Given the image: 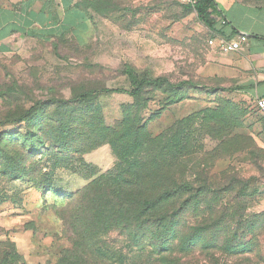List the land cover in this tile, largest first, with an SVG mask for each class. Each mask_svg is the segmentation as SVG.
<instances>
[{"label":"rangeland","instance_id":"obj_1","mask_svg":"<svg viewBox=\"0 0 264 264\" xmlns=\"http://www.w3.org/2000/svg\"><path fill=\"white\" fill-rule=\"evenodd\" d=\"M91 6L96 23L89 44L62 46L55 57L33 52L0 62V241L15 243L23 256L17 264L59 258L69 243L55 214L83 203L65 191L74 194L90 182L91 172L104 174L117 162L107 144L82 155L56 153L48 130L67 112L54 101L105 88L129 91L126 68L149 78L166 77L174 85L183 82L181 89H166L184 100L171 103L168 94L146 90L142 102L134 104L127 93L97 92L88 101L99 105L107 125L129 112L156 136L192 117L186 132L199 142L190 160L205 164L220 195L226 188L228 195L237 194L241 209H264V119L256 99L232 97L219 81L199 74L226 42L219 28L206 27L180 0H92ZM141 103L147 104L142 112L135 108ZM24 115V122H9ZM216 116L225 117L226 130L235 118L241 126L221 136ZM57 159L70 166L56 167ZM108 241L124 244L116 234ZM257 244L258 252L244 260L226 257L219 264H264V231ZM5 250L0 245V253ZM199 257L201 264H214L205 254Z\"/></svg>","mask_w":264,"mask_h":264},{"label":"trees","instance_id":"obj_2","mask_svg":"<svg viewBox=\"0 0 264 264\" xmlns=\"http://www.w3.org/2000/svg\"><path fill=\"white\" fill-rule=\"evenodd\" d=\"M91 3L86 5L94 10ZM184 5L193 8L206 27H218L224 36L223 25L216 19L223 17L213 0ZM124 74L129 79V91L105 88L86 91L72 100L54 101L62 107L61 113L67 112L58 115L56 124L48 130L55 140L56 153L82 155L107 144L117 162L104 174L91 172L90 182L74 194L65 191V195L83 203L78 202L77 209H61L55 214L69 246L62 248L55 262L45 264H201L202 254L219 264L226 257L244 260L258 252L264 211L241 209L238 195H228L230 188L219 190L223 193L220 195L206 175L205 164L190 160L199 142L192 138V132H186L192 117L153 136L140 116L128 112L109 126L99 105L89 103L97 92H114L127 93L137 104L146 90L168 94L171 103L184 100L179 93L169 94L166 89H181L183 82L174 85L166 77L149 78L129 68ZM83 104H87L85 110H81ZM146 107L141 103L135 108L142 112ZM25 117L9 122H24ZM194 117L197 119V115ZM215 119L221 136L231 135L241 126L235 118L226 130L225 117ZM54 164L58 168L70 166L60 159ZM112 234L122 238L123 246L109 243ZM0 245H6L0 253V264H17L23 259L15 243L6 240Z\"/></svg>","mask_w":264,"mask_h":264},{"label":"crops","instance_id":"obj_3","mask_svg":"<svg viewBox=\"0 0 264 264\" xmlns=\"http://www.w3.org/2000/svg\"><path fill=\"white\" fill-rule=\"evenodd\" d=\"M90 1L0 0V62L33 52L55 57L62 46L89 44L96 23ZM213 1L226 41L242 34L247 42L237 52L213 55L199 74L219 81L232 97L257 99L264 95V0Z\"/></svg>","mask_w":264,"mask_h":264},{"label":"built area","instance_id":"obj_4","mask_svg":"<svg viewBox=\"0 0 264 264\" xmlns=\"http://www.w3.org/2000/svg\"><path fill=\"white\" fill-rule=\"evenodd\" d=\"M184 4L193 5L195 0H180ZM247 42L245 35L239 34L234 39L226 41L222 44L221 52L231 53L240 50L241 45ZM256 107L264 119V95L256 99Z\"/></svg>","mask_w":264,"mask_h":264}]
</instances>
